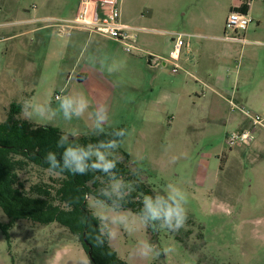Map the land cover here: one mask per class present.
<instances>
[{
    "label": "rangeland",
    "instance_id": "obj_1",
    "mask_svg": "<svg viewBox=\"0 0 264 264\" xmlns=\"http://www.w3.org/2000/svg\"><path fill=\"white\" fill-rule=\"evenodd\" d=\"M80 3L81 0H0V123L8 119L11 106L27 100L34 106H50L57 113L50 120L30 123L54 126L69 136L101 133L94 127L98 102L89 100L91 106L83 117L66 121L56 100V95L80 93L88 98L90 86L67 81L79 56L82 64L96 61L99 54L94 46L84 39L72 47L68 45L69 35H60L51 27L26 34L30 28H49L52 20H67ZM118 3L121 21L142 27L136 31L137 45L148 52L133 56L121 45H114L119 59L131 62V71L123 68L113 75L117 87L115 105L102 132L127 129L120 147L113 150L115 158L123 160V154H127L132 182L146 185L152 195L165 194L169 183L184 190L188 196V221L179 232H151L149 225L141 222L140 214L107 203L100 209L93 197L88 199L91 214L100 210L110 217L127 214L136 230L129 233L120 226L118 237L108 241L128 264H264V141L259 138L260 130L253 143L230 146L226 138L238 131L237 125L215 119L217 113L209 109L214 106L202 98L206 89L203 83L208 81L202 79L203 87L183 70L174 73L171 58L176 43L173 34L191 35L184 41H190L194 55H202L205 49L218 51L224 43L216 38L225 34L232 0ZM251 4L254 23L246 32L250 45L236 46L238 61L244 47V54L246 49L260 56L264 52V46L256 44L264 43V0H251ZM28 19L38 20L27 26L24 21ZM206 19L210 20L208 24ZM149 52L167 60L157 58V66H151L149 58L154 54ZM98 58V66L109 71L105 57ZM211 63L214 68V60ZM186 69L192 71L188 65ZM169 92L178 94L179 100H170ZM155 102H164L162 111L156 112ZM17 119L22 120L19 115ZM124 186L132 189L130 182ZM139 194L143 201L144 195ZM0 222H10L1 209ZM108 226L112 227L110 222ZM141 241L159 248L171 246L175 251L140 259L133 250ZM0 264L93 263L79 240L59 224L20 220L8 234L0 229Z\"/></svg>",
    "mask_w": 264,
    "mask_h": 264
},
{
    "label": "trees",
    "instance_id": "obj_2",
    "mask_svg": "<svg viewBox=\"0 0 264 264\" xmlns=\"http://www.w3.org/2000/svg\"><path fill=\"white\" fill-rule=\"evenodd\" d=\"M242 11L247 12L248 6H243ZM19 113V105L11 106L8 119L0 123V209L10 219L6 224L0 222V229L8 234L20 220L42 225L57 223L79 240L88 255L91 252L89 257L93 264H128L111 249L106 236L100 237L105 243L96 247L97 221L91 219L85 226L82 220L93 216L88 208V199L92 197L116 209H130L141 214L142 196L139 193L152 192L146 185L132 182L129 156L123 154V160L118 159L114 177L92 171L84 176L50 172L43 158L48 151L59 155L62 149L56 144L64 134L54 126L17 119ZM117 130L101 132L98 136H80L73 141L64 139L79 144L110 139L122 141L124 137L115 135ZM115 180L123 181L124 185L130 182L132 189L124 186L122 199L111 192ZM148 225L151 232L156 230L151 223ZM85 237L92 248L85 244Z\"/></svg>",
    "mask_w": 264,
    "mask_h": 264
},
{
    "label": "crops",
    "instance_id": "obj_3",
    "mask_svg": "<svg viewBox=\"0 0 264 264\" xmlns=\"http://www.w3.org/2000/svg\"><path fill=\"white\" fill-rule=\"evenodd\" d=\"M230 5V10L234 6H248L247 12L251 15V0H232ZM78 10L79 7L74 15L67 18V20L73 19L77 15ZM35 20L38 19H28L24 22L27 26H30ZM205 21L206 24H208L210 20L206 19ZM139 28L137 27L138 30H140ZM45 29H50V27L30 28L26 31V34L37 33ZM69 37L70 42L68 45L76 47L78 44H82L85 39L86 44L89 43V45L94 46V51L99 55L96 56V61L86 60L84 64L81 63V56H79L73 64V70L69 73L67 83L70 82L76 85L90 86L91 92L88 99L95 104L97 102L98 104H104L108 109V117L111 116L113 114L112 107L115 105L114 95H116L117 90L116 85L113 83V75H115L117 70H122L123 68H130L131 71V62L128 60L124 62L119 59L120 54L115 52L113 48L114 45L120 44L112 39L85 30L70 31ZM185 38L190 39L192 36L186 35ZM216 39L224 43L222 47L216 52L205 49L202 55H194L192 45L188 40L189 46H183L179 54H175L178 55L179 58L176 63L179 64L180 70H183L196 81L201 82V85L202 82H204L202 79L208 81L203 83L205 87L202 85L206 88L202 93V98L208 105L214 106L209 109L217 113V115H215L216 120L230 126L236 124L238 131L247 130L251 127L250 120L239 111L233 112L230 101H233L247 111L264 117V52L260 56L257 52L246 49L244 54V47L241 59L238 61L236 46L242 44L224 41L222 37H217ZM256 44L264 46L262 42ZM184 47H186L185 51L183 50ZM139 53L140 52H134L131 55L138 56L140 55ZM148 54H154V56L152 55L153 58H149V65L151 66H157L158 63H155V59H164L156 53L149 52ZM98 57H105L104 60L108 61L109 71H104L98 66L100 63ZM212 60H214L216 64L214 68L211 65ZM172 63L175 62L172 61ZM164 64L166 65V63ZM187 65L192 71L186 69ZM246 70H250L251 73L246 74ZM167 97H171L170 100L172 101L176 99L179 100L180 98L178 94L172 92H169ZM153 108L156 112L162 111L164 102H155ZM259 130V138L264 141V128H259Z\"/></svg>",
    "mask_w": 264,
    "mask_h": 264
},
{
    "label": "clouds",
    "instance_id": "obj_4",
    "mask_svg": "<svg viewBox=\"0 0 264 264\" xmlns=\"http://www.w3.org/2000/svg\"><path fill=\"white\" fill-rule=\"evenodd\" d=\"M59 110L66 121L73 118H81L90 108L89 99L80 93L76 96L58 95ZM19 116L24 121H43L50 120L57 115L56 110L44 106H34L25 100L19 103ZM95 129L103 131V126L108 121V109L105 105H97L94 113ZM128 134L127 129L119 128L115 135L125 137ZM122 141L116 139L100 140L95 144L70 143L63 137L57 140L56 147L62 149L59 155L55 151H48L44 156V161L48 165L50 172L68 173L72 176H84L90 171L108 174L114 177V169L117 166L118 159L115 158L114 151L120 147ZM124 182L115 180L111 185V192L123 198L122 189ZM105 195H108L106 192ZM100 209L104 208L103 201H97ZM188 196L184 190L176 185L169 183L166 186L165 194H145L142 201L140 220L143 224L151 223L157 230H166L168 232H179L185 228L188 221ZM91 219L97 221L96 227L99 229V235L95 237V246H102L105 241L101 236H106L109 241L116 239L119 235L118 228L122 226L129 233L135 231V227L129 223L126 213H118L111 217L104 211H97L82 223L87 226ZM112 227L108 226V223ZM175 249L171 246L159 248L150 242L141 241L133 250V255L140 259L158 258L161 255H169Z\"/></svg>",
    "mask_w": 264,
    "mask_h": 264
},
{
    "label": "built area",
    "instance_id": "obj_5",
    "mask_svg": "<svg viewBox=\"0 0 264 264\" xmlns=\"http://www.w3.org/2000/svg\"><path fill=\"white\" fill-rule=\"evenodd\" d=\"M244 5L234 6L225 22V34L222 37L224 41L240 43L247 45L250 42L247 40L246 32L254 23V19L248 12L242 11ZM53 24L49 25L51 28H56L60 35H70L72 30H85L99 36L112 39L118 42L125 52H144L137 45L138 36L135 27L124 24L121 21V12L118 0H81L77 15L70 20L59 21L52 20ZM243 34V37L241 35ZM176 36L175 51L172 54V61L174 68L173 72L178 73L181 69L178 62L179 54L183 46H189L184 39V34H173ZM264 45V44H263ZM153 58V56H151ZM58 95H56L57 97ZM57 100V99H56ZM233 112L239 111L250 120L251 127L247 130L237 131L227 135V143L230 146L235 144L249 145L253 143L255 135L259 128H264V117L254 114L244 108L238 106L233 101H230Z\"/></svg>",
    "mask_w": 264,
    "mask_h": 264
},
{
    "label": "water",
    "instance_id": "obj_6",
    "mask_svg": "<svg viewBox=\"0 0 264 264\" xmlns=\"http://www.w3.org/2000/svg\"><path fill=\"white\" fill-rule=\"evenodd\" d=\"M150 58H152V57H150ZM79 137L80 136H69V135L64 134V138L69 140V141H73V140L79 139ZM84 242L89 248H92V246L87 241L86 237L84 238ZM89 255L91 256V252H89Z\"/></svg>",
    "mask_w": 264,
    "mask_h": 264
}]
</instances>
